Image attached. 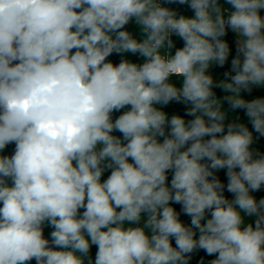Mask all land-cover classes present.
Returning a JSON list of instances; mask_svg holds the SVG:
<instances>
[{"label":"clouds","instance_id":"9594fccd","mask_svg":"<svg viewBox=\"0 0 264 264\" xmlns=\"http://www.w3.org/2000/svg\"><path fill=\"white\" fill-rule=\"evenodd\" d=\"M254 92L264 0H0V264H264Z\"/></svg>","mask_w":264,"mask_h":264},{"label":"trees","instance_id":"16d2710c","mask_svg":"<svg viewBox=\"0 0 264 264\" xmlns=\"http://www.w3.org/2000/svg\"><path fill=\"white\" fill-rule=\"evenodd\" d=\"M173 7H178L179 10L181 12H184L185 14H188V15H191V12L189 9L186 8V6H173ZM130 27V30H134L133 26H129ZM225 39H227L230 43V45L233 44V41H234V34L229 32V35L227 37H225ZM178 46H180L178 44ZM234 54V52H233ZM126 56L134 61H137L138 58L137 57H134L132 56L130 53L129 54H126ZM110 59L115 62V63H118L119 62V59L120 57L119 56H116V55H113L112 57H110ZM139 62H142V61H139ZM230 66V64H226L224 68H214L213 71L214 73L216 74L217 77L219 78H222V73L227 70V68ZM217 91V94L218 95H224V93H222L220 90H216ZM261 94H264V93H260V92H254L253 93V96L255 95H261ZM249 99H251L252 97H247ZM225 108H227V104L224 105ZM166 112L169 113V115L171 114H180V115H183V112H184V106L183 105H178V104H171L169 105L167 108L164 109ZM118 115V113L116 114ZM233 117L235 116H239L243 121H246L247 118L243 116V113L242 112H237V113H232L231 114ZM188 119V118H186ZM249 127L251 128V125H249ZM255 135V134H254ZM253 147L255 148H258L261 152H264V138H260L256 144L253 145ZM14 149V145H10L8 146V148L5 150V152L3 153L4 155H11L12 151ZM108 173H105V177L107 176ZM218 175L220 176L221 180L223 182L226 183V179H225V176H224V173L223 171H221L220 173H218ZM226 195H229L230 194H227ZM253 195L256 196L257 199L261 198V197H264V190H261L260 192H257V193H253ZM177 207V209L179 210V206H175ZM182 219L185 220V222H189L188 221V218L187 217H182ZM53 229H51L50 227H45V237L46 238H50V232L52 231ZM95 247L92 248V251H91V256L94 260V257H95ZM204 258V264H208V260L212 259V257H207L206 254L203 252V251H200V252H197V253H193L192 254V259L190 261V264H199L201 258ZM32 264H35V261L32 262Z\"/></svg>","mask_w":264,"mask_h":264}]
</instances>
